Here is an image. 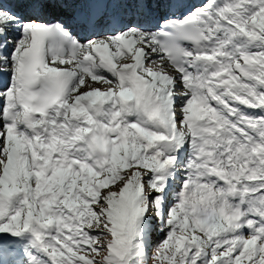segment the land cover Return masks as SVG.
Segmentation results:
<instances>
[{"label": "snow or ice", "instance_id": "obj_1", "mask_svg": "<svg viewBox=\"0 0 264 264\" xmlns=\"http://www.w3.org/2000/svg\"><path fill=\"white\" fill-rule=\"evenodd\" d=\"M130 29L150 30L144 61L167 54L179 75L153 78L146 66L151 79L140 67L114 75L106 54ZM105 36L115 43H91ZM150 38L164 51L148 56ZM73 41L89 46L85 60L98 54L102 67L91 70L118 87L69 97L83 86L71 71L80 58L66 48ZM23 98L31 111L19 128L32 130L40 155L55 143L52 159L63 164L52 205L60 215L49 232L5 198L0 264H83L64 238L85 235L94 242L79 247L105 253L89 256L92 264H147L153 216L165 233L154 264H264V0H0V155ZM126 163L138 167L120 175ZM189 227L201 235L181 249Z\"/></svg>", "mask_w": 264, "mask_h": 264}, {"label": "rangeland", "instance_id": "obj_2", "mask_svg": "<svg viewBox=\"0 0 264 264\" xmlns=\"http://www.w3.org/2000/svg\"><path fill=\"white\" fill-rule=\"evenodd\" d=\"M119 59L120 58H118V59L113 58L112 62H114L115 64L120 63L119 62ZM65 60L67 62V58H65ZM254 60L256 61L255 58H253V61ZM56 63H59V61H57ZM241 63H243L242 60H241ZM73 65H75V67L76 66L78 67L79 73H81L82 75L86 73V69L81 68L78 65V62L77 61L75 62V60H73ZM175 70L178 71V69H175ZM147 71L148 72H151L153 78L158 73H166V74H169V75H172V76L175 75L173 73L174 72L173 69H169L167 66H163L162 63L157 58L154 61L148 63V65H147ZM82 72H84V73H82ZM143 74L145 75V78L146 79H151V77L148 76L145 73V71L143 72ZM224 78L227 79V77H224ZM100 81L104 84V85H102V87L95 86L94 85L95 83H93V84H91V87L90 86H82V87H80L79 92L84 93L83 92L84 90H87V92H89V88H91L93 90L91 93H94L95 92L97 94V93H99V89H101V88L104 89L105 91L109 90L110 92H111V90L113 88H116V86L114 84H112L110 81H107L105 78L101 79ZM96 85H98V83H96ZM177 91H179V90H177ZM212 103L215 104V102H212ZM201 107H202V105L199 102H197V104L194 105L195 110L198 111V112L196 111L197 114L199 113ZM17 140L21 141V139L19 138V136L17 137ZM4 142H6L5 144L8 147H11L12 146L13 139L10 136H6ZM126 143H127V139H126ZM49 147L50 148L52 147L55 150V145L53 146V144L51 146H49V145H43V148H45V150L43 149L44 150L43 153H46L47 152V154H48ZM23 149H24V160H25L24 161V167H23V165L22 166H19V164H17L16 170L17 169L18 170L16 172H20L19 180H18L19 181L18 182V185L19 186H24V188H26L28 190V194L25 196V198H21L20 199V206L21 207H24V208H31L32 211L36 212V214L47 225L48 231L51 232L54 229V227H55V222L52 223L53 217L60 215V213H58V212H56V211H54L52 209V205L57 203L58 196H59V190L57 188V179L55 181H53L52 183L50 182L49 187L46 188L44 186L45 184H43V179H42L44 177L42 175L43 172H41L40 169L37 168V166L35 167V165H36L35 163H33L35 165H32V156L30 155V152H31L30 151V145H28V144L27 145H24V148ZM47 154H46V156H47ZM118 154H121V153H118ZM29 156H31V157H29ZM5 158L7 160V155L5 153H3L2 155H0V163L3 164V172L0 173V177H1L0 182L3 181V183L7 186L8 183H14L15 180L12 179V178H10V176L8 174V171L6 169H4V166H5V162H4L5 161ZM27 163H30L31 166L29 164H27ZM57 163L58 162L55 161V164L57 165V167L58 168L61 167L59 169V173H60L61 170H62V168H63V164L62 163L57 164ZM26 164H27V166H25ZM21 167H23V169H22L23 170V173H21ZM130 167H138V166L137 165H134V164L133 165H128L126 163L124 165V167L118 169V173L120 175H122L124 172L128 171ZM19 168H20V170H19ZM29 170H30V172H29ZM245 172L247 173V169H245ZM35 176H36V178H35ZM56 178H57V176H56ZM30 180L34 181V185H33V183H30ZM40 180H41V182H40ZM116 183H119V179H117L116 181L109 180L108 184L104 185L101 188V191H103L104 188L113 187ZM176 188H177V190L179 189V184H178V186ZM57 207H59L58 204H57ZM148 211H149V214H152V211L153 210H152L151 207H149ZM73 219H74L73 217H69V218H67V222H68L69 225H72V228H73L72 235L73 236H77L78 233L76 231L75 225L73 224ZM152 222L156 226V229L151 234L152 248L149 250V258H148L147 264H154V262H153V256H154L155 251H156V246L164 239V236H165V233L164 232H161L159 230V225H158L157 221L155 220V217L154 216H153V221ZM92 226L95 227V225H92ZM64 233H65V236L70 235L71 234V229H64ZM176 234L177 235H180L179 229H177V233ZM185 234L187 235L188 239L182 242L181 249H183L184 244H191V235H193V234L198 235V236L201 235V233L199 232L198 229L195 232H193L192 229H191V227H189L188 229L185 230ZM53 238L55 239V237H53ZM64 239L65 240H68L70 244L71 243L73 244V247H69L68 248L69 254L70 255H73V256L74 255H79L81 261H83V264H92V261L90 259H87L89 256H96V259H99L101 261H102V258L105 256V253L103 251L100 252L99 255H98L94 251L89 252L87 249H83V248L79 247V244L81 242H83V243H92V242H94V241H89L86 235H85V238H84L83 241H80V240L71 241L67 237H65ZM62 240H63V237H62ZM258 243H259V241H257V244ZM179 255H180V253H177V256H179ZM59 259H63V257H60L58 255V260ZM79 264H82V262H79ZM164 264H167V261H165ZM243 264H248L247 258H245Z\"/></svg>", "mask_w": 264, "mask_h": 264}, {"label": "bare ground", "instance_id": "obj_3", "mask_svg": "<svg viewBox=\"0 0 264 264\" xmlns=\"http://www.w3.org/2000/svg\"><path fill=\"white\" fill-rule=\"evenodd\" d=\"M191 2V0H190ZM204 0H196L194 2V4H201L203 3ZM247 2V0H246ZM192 3V2H191ZM126 38H122L121 39V42H120V47H118L116 50L114 47V51H116V54L119 53V49H124V50H127L129 49V46L127 44V41L130 45L131 48H140L142 51H143V48H144V40L140 41L139 39L136 38L135 34L130 32V30L125 34ZM104 37L100 38V40H96V41H92L91 43L92 44H95V43H101V42H104L103 40ZM107 42L108 43H115L113 40H111V38L107 37ZM152 47H154V44H151ZM66 48L67 50L69 51V53H71L73 50L78 54V56L80 57L79 59H77L76 61L78 62V65L80 66H86L87 64H90V67L87 66L86 68L87 69H93V68H101L102 66L98 63L99 62V56L98 54H95L93 53V56H95V61H93L92 59H87L85 60L83 57H84V53L85 51L88 50L89 46H85V47H80L79 45L77 44H74L73 42L71 44H68L66 45ZM162 50H159V49H155L154 48V52L156 53H159L161 52ZM148 56H152L153 54H148ZM258 55V54H257ZM67 58V57H66ZM75 61V62H76ZM147 62V61H146ZM243 62V60H242ZM254 63H256L257 61H253ZM58 64V63H57ZM148 65V63H147ZM119 68L117 67L116 69L113 70V74L114 75H117V70ZM122 70V69H120ZM119 70V71H120ZM59 71V69H58ZM72 72H79V69L78 67L76 66L75 68V65L72 66V69H71ZM87 71V70H86ZM92 71V70H91ZM93 72V71H92ZM84 73V72H82ZM121 74H123V71L120 72ZM237 75H240L239 72L236 73ZM84 75V76H83ZM81 74L80 73V80L78 81L77 83V86L79 87L80 84H82L83 86H90L91 87V84L95 83L94 85L95 86H99V87H102V85H104L99 79L97 78H93L92 76H88L86 73L85 74ZM175 76H178L177 74ZM227 77V76H225ZM228 78V77H227ZM98 81V82H97ZM96 83H98V85H96ZM237 83H240V81L238 80ZM84 90V89H83ZM109 91V90H107ZM110 92V91H109ZM73 96H76V97H80L81 95V92H73ZM99 97H102V95L100 94V91H99V95L97 96V98ZM238 103V102H237ZM241 107H245V106H241ZM196 108V107H195ZM202 108V107H201ZM200 108V109H201ZM250 111H254L253 109H250ZM197 111V110H196ZM255 111H258L255 110ZM198 112V111H197ZM2 125V121H0V126ZM13 124H9V125H6L8 127V131L10 132V136L12 137L13 139V142H12V146L11 147H8L4 142V153L7 155V162L5 163V166H4V169H6L8 171V174L10 176V178L14 179L15 182L14 183H8V185L6 186L3 181L0 182V205H2V202L5 200V198L9 197L8 194H10V196L13 194L12 197H15L18 201H20L21 198H25V196L28 194V190L26 188H24V186H19L18 185V180H19V175H20V172H16L15 169H16V165L19 163V166H22L24 167V145H27L24 144V143H21L17 140V136H15V134H13V127H12ZM86 125V124H85ZM87 126V125H86ZM15 128V127H14ZM42 135V131L40 133ZM79 143V142H78ZM53 146L55 145V143H52ZM26 147V146H25ZM26 149V148H25ZM31 149V148H30ZM45 150V148H43ZM48 150V149H47ZM30 155L32 156V165H35V167L37 166V168L40 169L41 172H43V184H45L44 186L46 188L49 187V184L50 182L52 183L53 181L56 180V176L59 175V169L61 168H58L57 165L55 164V160L52 159V155L51 153L54 151V148H50L49 147V150H48V154L47 152L46 153H43V155H40L39 153V150H36L34 152L33 149L30 150ZM44 152V151H43ZM18 153V158L16 159V156L15 154ZM28 154V153H27ZM47 154V156H46ZM29 155V154H28ZM29 156V157H31ZM26 157V156H25ZM37 161V162H36ZM26 163V162H25ZM35 163V164H33ZM30 165V163H27ZM27 164L25 166H27ZM58 164V163H57ZM31 166V165H30ZM23 167H21V173H23ZM36 168V169H37ZM52 169V175L51 176H48L47 175V172L49 169ZM20 170V168H19ZM31 170V169H30ZM29 170V172H30ZM28 171V170H27ZM36 173V172H35ZM31 174V173H30ZM6 175V174H5ZM35 175V174H34ZM6 177V176H5ZM36 178V176H35ZM40 178V177H39ZM41 182V180H40ZM179 184V181L176 182V187L178 186Z\"/></svg>", "mask_w": 264, "mask_h": 264}]
</instances>
